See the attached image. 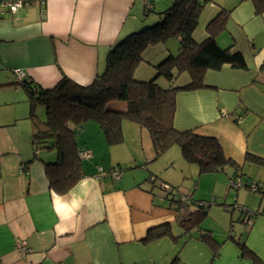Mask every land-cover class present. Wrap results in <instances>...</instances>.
Returning a JSON list of instances; mask_svg holds the SVG:
<instances>
[{
    "label": "crops",
    "instance_id": "0c3cea01",
    "mask_svg": "<svg viewBox=\"0 0 264 264\" xmlns=\"http://www.w3.org/2000/svg\"><path fill=\"white\" fill-rule=\"evenodd\" d=\"M169 1L173 2L168 0L165 6ZM142 3L46 0L44 8L33 4L14 14L0 7V264H251L241 258L235 241L244 242L264 263L263 215L249 218L247 224L238 211L239 221L230 231L215 216L203 220L198 232H208L219 245L215 258L208 243L198 239L200 233H182L176 213L168 207L170 195L161 196L156 183L148 184L149 176L167 183L149 171L157 158L148 133L128 120L122 123L124 142L114 147L107 146L94 121L82 126L78 145L92 158L82 161L84 177L66 194L50 190L45 175L43 162L54 154L44 153L27 165L34 154L30 107L24 90L15 86L13 71L19 69L44 89L53 88L62 75L88 86L105 70L107 54L116 45L160 21L158 15H145ZM220 4L230 14L217 44L220 48L232 44L247 69L225 65L219 71H205L204 88L176 94L173 125L178 131L216 139L234 163V169L212 174V191L223 188L228 196L229 183L236 177L245 186H260L257 193L247 187L235 190L234 205L225 209L264 211V166L245 161L246 154L264 160V13L255 15L250 0ZM220 6L213 0L204 5L192 33L194 42L207 38L206 27ZM178 47V38L148 46L134 79L154 80L162 89L187 85L188 73L168 82L155 71L178 53ZM111 106L125 111L123 103ZM40 117L44 120V114ZM184 165L190 176L198 175L195 166ZM113 167L121 168L118 180L96 178L98 168ZM170 186L190 200L180 202L185 206L182 212L192 210L194 189L184 192ZM204 196L197 195L196 202L210 198ZM166 225L179 239L166 236L145 242L149 232ZM21 247L29 251L22 253Z\"/></svg>",
    "mask_w": 264,
    "mask_h": 264
},
{
    "label": "trees",
    "instance_id": "16d2710c",
    "mask_svg": "<svg viewBox=\"0 0 264 264\" xmlns=\"http://www.w3.org/2000/svg\"><path fill=\"white\" fill-rule=\"evenodd\" d=\"M142 1L147 15L152 9V1ZM250 1L255 15H262L264 0ZM4 2H20L22 7L42 2L44 8L46 0H0V4ZM206 3L209 1L173 0L169 8L157 14L159 22L130 35L107 54L105 70L88 86H79L64 75L51 89H44L26 77L22 80L14 79L15 86L24 90L30 107L28 118L31 122L34 154L27 165L41 160L44 153L54 154L52 160L42 161L50 190L59 195L66 194L84 177V160L78 156L82 150L77 137L82 126L89 121L98 124L108 147L123 143L122 123L128 120L147 131L154 159L177 146L183 161L195 166L198 175L235 168L232 160L225 157L216 139L197 135L192 130L178 131L173 125L176 94L204 88L202 77L205 71H219L225 65L235 70L247 69L242 54L232 44L227 48H220L216 41L217 36L225 29L230 10L219 8L218 14L206 27L207 38L203 42L196 43L192 39ZM176 38L179 39L178 53L168 56L155 67L156 75L172 82L177 76L188 73L190 82L184 86L162 89L154 80H135L134 70L141 63V55L146 48ZM112 102L123 103L125 111L115 110L111 106ZM38 108H43L44 120L36 115ZM245 161L264 166V160L249 154H246ZM110 169H119L121 173L119 167ZM95 176L98 178L102 175L97 173ZM147 181L148 184H157L161 196L170 195L168 207L176 213L177 224L182 233H197L207 216L206 203L200 201L204 203L200 207L197 205L199 202H196L192 210L184 213L182 211L185 206L180 203L178 198L181 195L176 188L154 176H149ZM160 184L168 185L166 194ZM255 215L264 216V211L256 210ZM166 236L173 240L179 239V236L173 235L171 227L166 225L155 232H149L145 242ZM198 239L208 243L214 252V258L218 256L219 245L208 232L200 233ZM235 242L242 259L249 260L251 264H264L244 242Z\"/></svg>",
    "mask_w": 264,
    "mask_h": 264
},
{
    "label": "rangeland",
    "instance_id": "374dc122",
    "mask_svg": "<svg viewBox=\"0 0 264 264\" xmlns=\"http://www.w3.org/2000/svg\"><path fill=\"white\" fill-rule=\"evenodd\" d=\"M151 1L153 8L149 11V13H147V16L157 15L159 12H162L165 9H167L171 5L170 3H172L171 1H169V4L165 6V3L167 4L168 0H151ZM208 1L210 2V0ZM221 1L222 0H213V3H215L217 6H220ZM35 4L39 5V3H35ZM39 112H42V114H44V119H45V113L43 108H38L36 110V115L38 116V118L42 119L43 117H40L42 114L38 115ZM86 131H88V128H86ZM123 142H124V138H123ZM170 161L172 163V166L169 169ZM184 164L185 163L181 157L179 148L177 146H173L167 151H165L162 155H160L156 160H154V162H152L151 164L152 170L149 171H151L157 177H161V179L166 181L168 185L170 184L177 188H180L184 192L187 191L190 192L194 189L191 197L195 201H196L195 197H197V195L199 194L201 195V197H205L204 195L210 197L207 198L206 201H204L208 209V214L204 220H206L210 216L211 217L215 216L225 225L226 230L230 231L232 225L234 226L235 224H237L240 218V214L238 213V210H233L231 212L230 209H225V206L231 208V206L234 205V201H235L234 196L236 193L235 190L228 187V194H229L228 196L226 194V189L223 188H216L215 191H212L213 186L215 184L214 176H212V174L210 175L191 174L190 176ZM164 176L165 178H162ZM202 177L204 178L203 181H202Z\"/></svg>",
    "mask_w": 264,
    "mask_h": 264
},
{
    "label": "built area",
    "instance_id": "2783aa9c",
    "mask_svg": "<svg viewBox=\"0 0 264 264\" xmlns=\"http://www.w3.org/2000/svg\"><path fill=\"white\" fill-rule=\"evenodd\" d=\"M40 4H42V2ZM0 7H3L8 12L14 14L22 7V5H21L20 2H4V3L0 4ZM13 74H14L15 79H17V80H22V79L25 78L24 74L19 69L14 70ZM78 156H79L80 159H83V160H90L92 158V155H91L90 151H87V150L80 151L78 153ZM97 173H99V175H102V176H109V177H111V178H113L115 180H118L120 178V175H121L119 169L118 170L117 169H110V170L108 169V170L103 171L102 169L98 168L97 169ZM160 187L162 188L163 193L166 194L167 190L169 189L168 185L160 184ZM242 187H247L249 191L256 192V193L258 192V189L260 188V186L257 183L246 184V186H245V185L241 184L239 178H237V177H236L235 180H233V181L231 180L230 183H229V188H232L234 190H237V189L242 188ZM178 199L181 202L184 201V202L190 204V200L187 199V198H184V197L182 198V196H179ZM191 203L193 205H195L196 201L191 202ZM203 204H204L203 202L197 203V205L200 206V207ZM204 205H206V204H204ZM206 207H207V205H206ZM235 209L246 216V221H245L246 223L248 222L249 218L255 216V212L247 210V209H244L243 207L236 206ZM19 250L22 253H27L29 251V250H27L24 247H21Z\"/></svg>",
    "mask_w": 264,
    "mask_h": 264
},
{
    "label": "water",
    "instance_id": "95a60500",
    "mask_svg": "<svg viewBox=\"0 0 264 264\" xmlns=\"http://www.w3.org/2000/svg\"><path fill=\"white\" fill-rule=\"evenodd\" d=\"M232 234L230 233L229 236H231Z\"/></svg>",
    "mask_w": 264,
    "mask_h": 264
}]
</instances>
